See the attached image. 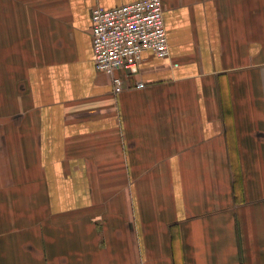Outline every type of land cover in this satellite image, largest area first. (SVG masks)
Wrapping results in <instances>:
<instances>
[{
  "label": "crops",
  "instance_id": "1",
  "mask_svg": "<svg viewBox=\"0 0 264 264\" xmlns=\"http://www.w3.org/2000/svg\"><path fill=\"white\" fill-rule=\"evenodd\" d=\"M132 1L0 0V264H264V0H162L115 92L91 10Z\"/></svg>",
  "mask_w": 264,
  "mask_h": 264
},
{
  "label": "built area",
  "instance_id": "2",
  "mask_svg": "<svg viewBox=\"0 0 264 264\" xmlns=\"http://www.w3.org/2000/svg\"><path fill=\"white\" fill-rule=\"evenodd\" d=\"M91 23L94 66L109 76L115 92L123 89L125 76L138 72L143 52L157 57L169 54L162 0L96 6L91 10Z\"/></svg>",
  "mask_w": 264,
  "mask_h": 264
}]
</instances>
